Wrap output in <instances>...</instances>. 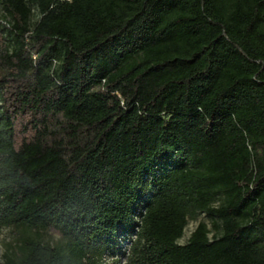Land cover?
Returning <instances> with one entry per match:
<instances>
[{
	"label": "trees",
	"instance_id": "trees-1",
	"mask_svg": "<svg viewBox=\"0 0 264 264\" xmlns=\"http://www.w3.org/2000/svg\"><path fill=\"white\" fill-rule=\"evenodd\" d=\"M0 225L1 264H264V0H0Z\"/></svg>",
	"mask_w": 264,
	"mask_h": 264
},
{
	"label": "rangeland",
	"instance_id": "rangeland-1",
	"mask_svg": "<svg viewBox=\"0 0 264 264\" xmlns=\"http://www.w3.org/2000/svg\"><path fill=\"white\" fill-rule=\"evenodd\" d=\"M32 20L36 21L38 19V11L35 7L32 8ZM200 220H204L209 223L208 218L204 214H200L196 218H191L188 220L184 228L183 235L178 239V242L184 243L187 241L193 229L196 227ZM212 233H210L211 236ZM45 237L49 240L55 241L58 239V235L52 232H45ZM135 236H119L117 238V243L113 251H108L102 258V264H135L134 261L130 259L132 253V247L135 245ZM11 241V232L5 226L0 225V264L2 262V254L6 246ZM139 246V243H136Z\"/></svg>",
	"mask_w": 264,
	"mask_h": 264
}]
</instances>
